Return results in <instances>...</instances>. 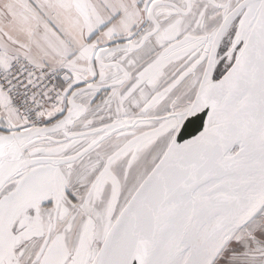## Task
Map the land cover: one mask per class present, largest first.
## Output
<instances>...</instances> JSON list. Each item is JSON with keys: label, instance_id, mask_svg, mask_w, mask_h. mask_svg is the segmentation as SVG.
Returning a JSON list of instances; mask_svg holds the SVG:
<instances>
[{"label": "snow or ice", "instance_id": "6c2138e0", "mask_svg": "<svg viewBox=\"0 0 264 264\" xmlns=\"http://www.w3.org/2000/svg\"><path fill=\"white\" fill-rule=\"evenodd\" d=\"M0 264H264V0H0Z\"/></svg>", "mask_w": 264, "mask_h": 264}]
</instances>
